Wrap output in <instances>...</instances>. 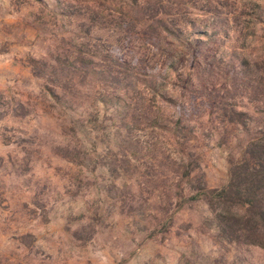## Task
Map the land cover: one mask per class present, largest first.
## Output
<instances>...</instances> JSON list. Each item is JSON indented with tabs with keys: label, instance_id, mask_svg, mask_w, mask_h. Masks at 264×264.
I'll list each match as a JSON object with an SVG mask.
<instances>
[{
	"label": "rangeland",
	"instance_id": "1",
	"mask_svg": "<svg viewBox=\"0 0 264 264\" xmlns=\"http://www.w3.org/2000/svg\"><path fill=\"white\" fill-rule=\"evenodd\" d=\"M253 139L264 0H0V264H264L202 195Z\"/></svg>",
	"mask_w": 264,
	"mask_h": 264
},
{
	"label": "trees",
	"instance_id": "2",
	"mask_svg": "<svg viewBox=\"0 0 264 264\" xmlns=\"http://www.w3.org/2000/svg\"><path fill=\"white\" fill-rule=\"evenodd\" d=\"M192 43L187 37V45ZM202 195L220 234L232 242L264 248V140H251L242 157L232 162L227 185Z\"/></svg>",
	"mask_w": 264,
	"mask_h": 264
}]
</instances>
